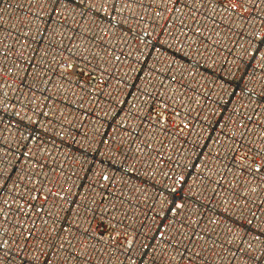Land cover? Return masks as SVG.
I'll list each match as a JSON object with an SVG mask.
<instances>
[{
    "label": "built area",
    "instance_id": "2783aa9c",
    "mask_svg": "<svg viewBox=\"0 0 264 264\" xmlns=\"http://www.w3.org/2000/svg\"><path fill=\"white\" fill-rule=\"evenodd\" d=\"M0 264H264V0H0Z\"/></svg>",
    "mask_w": 264,
    "mask_h": 264
}]
</instances>
